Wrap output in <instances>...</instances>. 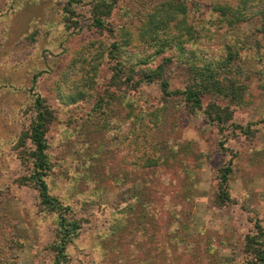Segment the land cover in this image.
Instances as JSON below:
<instances>
[{
    "label": "rangeland",
    "instance_id": "374dc122",
    "mask_svg": "<svg viewBox=\"0 0 264 264\" xmlns=\"http://www.w3.org/2000/svg\"><path fill=\"white\" fill-rule=\"evenodd\" d=\"M67 1L0 0V264H52L45 245L55 234L54 217L44 220L35 213L38 193L19 183L29 167L15 149L18 134L35 119L37 94L54 112L47 131L54 194L70 198L75 216L85 220L81 246L71 250L72 264H146L145 257L153 254L155 264L247 261V235L256 231L258 222L264 228V60L251 58L258 54L249 49L248 56L235 63L252 90L246 103L232 106L231 120L212 122L177 105L178 100L168 101L159 81L135 88L123 82L113 85L115 61L107 47L115 35L93 26L92 0H75L72 14L65 9ZM143 2L150 1L132 0L130 6L137 10ZM119 10L111 18L116 26L126 21ZM140 19L128 20L132 35ZM261 24L256 19L240 25L248 44L258 38L264 43ZM150 45L141 42L130 48L133 54L151 55L156 48ZM212 48L216 54L218 48ZM172 53L152 58L151 66H164L170 88L183 89L190 70L178 61L166 63L164 58ZM140 76L141 71L135 82ZM105 89L122 90L134 108L151 109V119L163 115L156 127L134 135L145 136L148 144L133 148L132 125L124 120L121 99L112 118L122 122L116 129L110 124L103 128L91 117ZM210 101L207 97L206 103ZM153 147L160 155L177 158L152 169L128 166L123 173L125 155H153ZM184 158L188 165L181 162ZM77 160L94 172L66 191ZM228 163L234 169L229 181L232 200L220 205L219 169ZM137 193L148 207L146 214L140 203L134 204ZM111 213L129 215L124 228L104 230L114 219Z\"/></svg>",
    "mask_w": 264,
    "mask_h": 264
},
{
    "label": "trees",
    "instance_id": "16d2710c",
    "mask_svg": "<svg viewBox=\"0 0 264 264\" xmlns=\"http://www.w3.org/2000/svg\"><path fill=\"white\" fill-rule=\"evenodd\" d=\"M147 1H150L149 4L143 2L140 8H145L141 10L140 8L132 10L130 6L132 0L91 1L93 26L108 30L115 35V40L107 47L110 58L115 61L112 66L111 83L120 86L123 82L135 88L145 82L159 81L168 101L178 100L177 105L185 106L192 112L203 113L212 122L221 124L231 120L234 111L232 106L246 103V95L250 93V89L252 90L248 83L249 79L247 77L244 79L238 64L235 63H238L240 58H246L249 49L255 50L258 54L257 56L251 55V58L264 60V43L258 38L254 43L248 44L250 42L241 35L239 27L243 23L257 19L262 22L260 31L264 32V0ZM73 2L75 0H69L65 4V9L70 14L75 11L72 8L74 7ZM146 5L150 6L151 10H147ZM116 9H120L123 19L126 20L118 26L111 21ZM133 17L141 18V22L140 27L136 28L132 35L129 31L132 24L128 20ZM146 35L152 38V42H147ZM141 42L151 44L150 46L155 47L156 51L151 55L133 54L130 47H137ZM212 47L218 48L216 54L213 53ZM167 50H173V53L164 58L166 63L178 61L187 65L190 70L189 82L183 89L170 88V81L164 75V66L154 68L151 66L152 61H155L151 59L164 54ZM139 71H141V76L135 82L136 73ZM121 73L126 76L125 79L120 75ZM104 91L105 93L101 94L93 107L91 117L97 120L103 128L110 124L111 130L116 129L122 122L112 118L115 106L121 99L122 105L126 108L124 120L132 125L129 136L133 138V148L148 144L149 140H145V136L139 139L138 136L134 138V135L147 132V128L151 125L156 127L162 122L163 115L154 114L156 116L151 119V109L134 108L122 90L121 92L113 89ZM68 96L69 94L63 97ZM207 97H210L211 101L206 103ZM33 106L36 111L35 119L28 129L18 134L15 143L18 157L22 163L27 165V168L29 167L27 173L19 178V183L30 185L37 191L38 201L35 213L41 216V219L48 220V217H54L55 234L53 239L45 245L48 255L52 257V264H72L71 250L81 246L79 241L84 235L85 220L75 216L73 206L68 200L70 198H67L65 194H54L53 178L50 174L53 167L49 154L51 144L47 138V131L54 118V112L46 103L45 98L39 94L36 95ZM75 128L78 129L77 126ZM129 136H126L125 142ZM28 141H30V146L27 144ZM132 143L128 141L129 145ZM81 147H84L83 144ZM154 147L153 155L129 153L127 159L126 153L123 154L121 159L124 155L125 158L121 162L127 166L123 173L128 172L131 166L152 169L166 165L171 158H177L176 155H160V151L154 150ZM172 149L176 153L173 146ZM185 161H187L185 158L181 160L184 165H188V161ZM75 165L77 169L70 173L73 183L68 184L69 188L66 187V191L76 188L78 180L83 176H91L94 172L90 165L83 169L78 160ZM219 170L217 202L225 205L232 200L229 181L234 169L228 163ZM117 180L119 181V177ZM137 203L142 205L143 213L146 214L148 207L140 193L136 194L134 204ZM137 206L134 205L135 208ZM113 215V221H110V225L104 230L110 229V232H115L117 230L115 227H125L124 217H129V215L124 213L122 217ZM245 248L250 257L240 264H264V228L259 222L256 224V231L247 235ZM152 252L155 253L153 250ZM155 257L156 255L153 254L148 258L145 257L144 261L146 264L158 263L153 262Z\"/></svg>",
    "mask_w": 264,
    "mask_h": 264
}]
</instances>
